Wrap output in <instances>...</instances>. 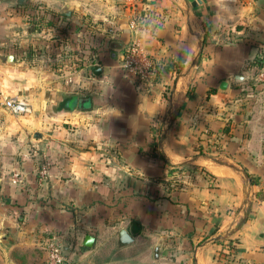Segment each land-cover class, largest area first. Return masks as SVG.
Listing matches in <instances>:
<instances>
[{
    "label": "crops",
    "instance_id": "0c3cea01",
    "mask_svg": "<svg viewBox=\"0 0 264 264\" xmlns=\"http://www.w3.org/2000/svg\"><path fill=\"white\" fill-rule=\"evenodd\" d=\"M194 1L0 0L4 264H42L51 235L68 264H264V0ZM135 37L160 68L140 85Z\"/></svg>",
    "mask_w": 264,
    "mask_h": 264
},
{
    "label": "built area",
    "instance_id": "2783aa9c",
    "mask_svg": "<svg viewBox=\"0 0 264 264\" xmlns=\"http://www.w3.org/2000/svg\"><path fill=\"white\" fill-rule=\"evenodd\" d=\"M139 20L132 18L130 25L137 28ZM120 68L123 73L136 84L152 82L159 75L160 68L158 64L149 55L139 38H133L123 49L120 60ZM178 63L171 65V72L177 73ZM256 81L264 83V58L254 74ZM4 105L14 114H23L27 112L24 103L16 101L13 98L5 99ZM49 163L43 161L37 171V182L43 184L48 176ZM14 183L19 182L18 177L14 176ZM42 264H68V257L65 247L61 244L57 235H51L46 240V258Z\"/></svg>",
    "mask_w": 264,
    "mask_h": 264
},
{
    "label": "water",
    "instance_id": "95a60500",
    "mask_svg": "<svg viewBox=\"0 0 264 264\" xmlns=\"http://www.w3.org/2000/svg\"><path fill=\"white\" fill-rule=\"evenodd\" d=\"M18 1H21V0H18ZM191 1L195 2L194 0H191ZM93 70H94V72L98 73V71H100L99 65H97V64L94 65L93 66ZM228 88H229V83H228L227 80H224L222 82L221 89L226 90ZM92 239H93V237H91L90 235H87L86 239H85V244L86 245H91ZM131 242H133V237L125 229H120L117 232L116 243H117L118 247H122V246L128 245Z\"/></svg>",
    "mask_w": 264,
    "mask_h": 264
},
{
    "label": "trees",
    "instance_id": "16d2710c",
    "mask_svg": "<svg viewBox=\"0 0 264 264\" xmlns=\"http://www.w3.org/2000/svg\"><path fill=\"white\" fill-rule=\"evenodd\" d=\"M33 22H34V28L36 30H42L45 28L46 24H43V23H38L37 20L33 19ZM179 70V67L177 68V72ZM250 181L253 182L254 181V178L252 176H250ZM222 244H223V247L225 248L227 254H229L230 256H232L234 258L235 256V251L233 249V247H235V243H234V240L231 239V238H227V239H224L222 240Z\"/></svg>",
    "mask_w": 264,
    "mask_h": 264
},
{
    "label": "rangeland",
    "instance_id": "374dc122",
    "mask_svg": "<svg viewBox=\"0 0 264 264\" xmlns=\"http://www.w3.org/2000/svg\"><path fill=\"white\" fill-rule=\"evenodd\" d=\"M0 264H4L3 261L1 260V258H0Z\"/></svg>",
    "mask_w": 264,
    "mask_h": 264
}]
</instances>
